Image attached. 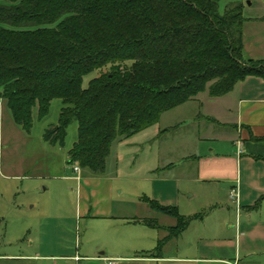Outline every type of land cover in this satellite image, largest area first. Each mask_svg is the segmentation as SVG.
I'll use <instances>...</instances> for the list:
<instances>
[{
  "label": "trees",
  "instance_id": "16d2710c",
  "mask_svg": "<svg viewBox=\"0 0 264 264\" xmlns=\"http://www.w3.org/2000/svg\"><path fill=\"white\" fill-rule=\"evenodd\" d=\"M221 0H0V101L23 131L32 108L44 117L62 102L58 124L45 130L64 143L75 119L68 164L102 175L112 142L158 123L162 113L202 92L222 97L249 76L264 78V59L243 56L241 1L219 13ZM97 76L83 86V77ZM173 130L165 128L159 133ZM143 201L172 217L152 257L191 218L176 207ZM162 228L155 219L134 220Z\"/></svg>",
  "mask_w": 264,
  "mask_h": 264
},
{
  "label": "rangeland",
  "instance_id": "374dc122",
  "mask_svg": "<svg viewBox=\"0 0 264 264\" xmlns=\"http://www.w3.org/2000/svg\"><path fill=\"white\" fill-rule=\"evenodd\" d=\"M239 1L245 18L264 17V0H221L219 13ZM250 20L244 27V58L253 45L264 54V24ZM259 31L261 42L256 44L254 32ZM97 74L93 71L85 75L82 85L87 86ZM198 98L203 101L202 106L200 101H187L162 113L155 125L112 142L103 173L115 177L112 218L94 217L92 212L88 216L80 214L79 183L75 177L81 174L73 171L75 164L67 163L68 151L77 139L76 120L67 126L63 144H52L44 138L45 130L58 124L61 100L52 99L42 118L38 117L35 105L29 132L14 123L0 101V264L231 261L236 239L227 227L226 215L234 219L235 205L226 202L225 190L197 179L195 169L177 164L184 155L193 153L194 136L204 130L194 118L197 111L205 112L207 92L200 93ZM171 127L176 130L159 133ZM170 162L178 167L158 170ZM144 198L161 206L176 207L180 215L191 218L185 230L169 240L157 257L147 252L154 250L157 241L166 235L165 227L175 220L153 211ZM223 203L228 206L227 211L221 209ZM146 218L155 219L162 228L134 223Z\"/></svg>",
  "mask_w": 264,
  "mask_h": 264
},
{
  "label": "crops",
  "instance_id": "0c3cea01",
  "mask_svg": "<svg viewBox=\"0 0 264 264\" xmlns=\"http://www.w3.org/2000/svg\"><path fill=\"white\" fill-rule=\"evenodd\" d=\"M250 21L264 24V17ZM245 24L243 55L247 49ZM254 33L256 44H260L261 31ZM247 56L264 59V54L258 53L254 45ZM207 97L205 112L197 111L194 118L204 130L194 136L193 153L184 155L177 164L186 165L179 166L184 169H195L197 179L225 190L226 202L235 205L234 219L226 215L227 227L233 230L236 239L234 257L225 263L264 264V78L249 76L226 95L212 98L207 94ZM192 101L199 103L200 98L197 96ZM200 102L202 106L203 101ZM170 163L159 166L158 170L171 171L178 167L175 162ZM83 172L80 170V177H75L79 183L80 214L88 216L92 212L94 217L112 218L115 177L103 174L96 177ZM232 189L237 192V202L229 198ZM220 207L226 210L228 206L223 203Z\"/></svg>",
  "mask_w": 264,
  "mask_h": 264
},
{
  "label": "built area",
  "instance_id": "2783aa9c",
  "mask_svg": "<svg viewBox=\"0 0 264 264\" xmlns=\"http://www.w3.org/2000/svg\"><path fill=\"white\" fill-rule=\"evenodd\" d=\"M241 152V149H240V145H239V147H238V153H240ZM73 171H76V172H80V168H79V166H77L76 164L73 166ZM237 192H236V190H231V192H230V194H229V198L231 199V200H234V201H236L237 202Z\"/></svg>",
  "mask_w": 264,
  "mask_h": 264
}]
</instances>
